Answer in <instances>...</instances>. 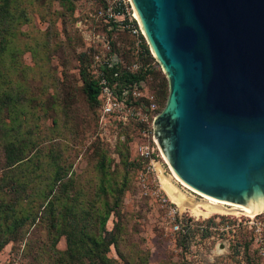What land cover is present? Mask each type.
<instances>
[{
    "label": "rangeland",
    "instance_id": "obj_1",
    "mask_svg": "<svg viewBox=\"0 0 264 264\" xmlns=\"http://www.w3.org/2000/svg\"><path fill=\"white\" fill-rule=\"evenodd\" d=\"M120 4L124 5L122 13ZM24 6L29 19L17 26L5 64L24 97V112L15 121L6 109L3 114L7 126H21L20 136L25 140L22 171H17L13 181H26L29 189L49 183L57 188L53 180L63 176L67 193L73 196L66 204L74 206V218L64 222L65 229L79 233L83 227L88 235L104 237L101 249H106L112 264H259L252 246L247 245L246 229L233 236L205 235L198 224L217 214L197 217L169 199L164 182L200 206L206 205L203 193L174 174L154 137L153 120L166 103L168 79L151 50L145 52L143 33L139 36L131 30V18H136L129 0H25ZM97 54H116L122 65L150 71L142 80L143 92L153 96L158 109L149 111L144 99L149 123L130 119L126 124L112 121L101 127L99 110L87 99L81 76L84 68L96 77L93 55ZM9 131L6 138L13 130ZM3 141L0 134V176L5 165ZM139 145L149 147L148 157L138 155ZM100 186L112 191L99 195ZM118 188L123 189L121 194ZM160 197L168 199L166 206ZM105 200L111 210L105 228L97 213L87 221L75 217V210L88 201L103 211ZM35 203H23L21 214H35ZM169 208L176 217L182 216V229H173ZM51 220H28L25 237L9 241L0 250V264H57L60 255L50 250L56 235ZM110 237L113 242L105 248ZM55 249H68L65 234L58 236ZM71 262L91 263L85 258Z\"/></svg>",
    "mask_w": 264,
    "mask_h": 264
},
{
    "label": "water",
    "instance_id": "obj_2",
    "mask_svg": "<svg viewBox=\"0 0 264 264\" xmlns=\"http://www.w3.org/2000/svg\"><path fill=\"white\" fill-rule=\"evenodd\" d=\"M129 2L168 79L153 130L172 171L205 195L264 208V0Z\"/></svg>",
    "mask_w": 264,
    "mask_h": 264
},
{
    "label": "trees",
    "instance_id": "obj_3",
    "mask_svg": "<svg viewBox=\"0 0 264 264\" xmlns=\"http://www.w3.org/2000/svg\"><path fill=\"white\" fill-rule=\"evenodd\" d=\"M24 2L25 0H0V134L4 136L3 152L5 162L2 167L3 173L0 176V250L9 241L25 237L27 230L24 232L23 229L26 227L28 220L35 222L37 219L47 220L51 217L50 227L56 232V235L52 237L50 250L53 254L60 255L56 260L57 264H72L71 260L74 258L88 259L91 261L90 264H112V260L106 255V249H101L105 241L104 237L99 236L97 238L94 235H88L83 227H81L79 233H68L67 229H65L64 222L73 216L72 210L74 206L66 204V201L71 200L73 196L67 193L65 181L62 180L63 176L57 175L53 180L58 182L57 188L52 183H49L43 187L29 189L26 186V181L21 183L17 180L13 181L17 171H22L21 163L25 158V140L20 136L21 126L19 124L7 126L3 114L6 109L8 116H11L12 121H15L18 113L22 114L24 112V97L21 90L17 88L18 84L13 79L12 73L7 70L5 64L6 55L10 51L17 26L29 19ZM121 5L118 11L122 13L124 12V5ZM124 21L126 23L129 22L127 17ZM131 22L137 27L135 19L132 18ZM138 35L140 36V33ZM143 47L145 52L149 54V45L143 43ZM120 66L114 65L106 70L109 80H114L113 73L116 71L119 72L120 76L118 79L121 84L141 81L150 72L147 69L144 72L138 71L137 73L122 72ZM81 76L83 91L87 99L98 108L100 85L97 76H90L84 68L81 69ZM8 129L13 131L10 133V137L6 138L7 133L11 132ZM33 176L38 178L42 175L41 173H34ZM99 191V195H107L112 189L100 186ZM122 192V188L117 189L118 194ZM7 197L10 198L7 199ZM32 202H36L34 204L37 207L35 214L30 211L26 214H21L23 203L31 204ZM114 204L118 205V199L114 201ZM103 206V211L98 212V208H95V205L88 201L78 211L75 210L76 214L74 213V215L80 220L87 221L92 213H97L101 228H105V223L111 210L108 209L109 205L106 200ZM202 233L206 235L209 231ZM63 234L67 238L68 249L61 252L55 249V244L58 236ZM112 242L113 239L111 237L108 238L107 242H105V248H108ZM247 245L251 246L249 240ZM253 253L255 254L254 251Z\"/></svg>",
    "mask_w": 264,
    "mask_h": 264
},
{
    "label": "built area",
    "instance_id": "obj_4",
    "mask_svg": "<svg viewBox=\"0 0 264 264\" xmlns=\"http://www.w3.org/2000/svg\"><path fill=\"white\" fill-rule=\"evenodd\" d=\"M131 30L137 35L140 32L142 33L138 25L137 27L132 26ZM94 63L96 66V76L100 85L98 110L101 127H105L112 121L126 124L130 119L149 123V113L144 110V99L149 102L146 106L149 111H154L158 107L153 101V96H149L143 92V89H145L143 81L121 84L118 79L120 76L118 71L113 73L114 80H109L106 75V70L112 68L114 65H121L122 72L137 73L140 71L138 65L131 67L124 66L116 54L110 56L97 54L94 56ZM137 153L140 157H148L150 153L149 147L139 145ZM159 200L163 206H166L168 199L160 197ZM175 214L174 209H168V215L173 218V229L180 230L182 229L183 218L181 215L176 217ZM215 214L217 215H210L200 221L198 224L200 231H209L219 236H233L240 229H246L249 233V241L255 255L259 259L260 264H264V211L256 213L253 216L234 215L231 213Z\"/></svg>",
    "mask_w": 264,
    "mask_h": 264
},
{
    "label": "bare ground",
    "instance_id": "obj_5",
    "mask_svg": "<svg viewBox=\"0 0 264 264\" xmlns=\"http://www.w3.org/2000/svg\"><path fill=\"white\" fill-rule=\"evenodd\" d=\"M134 15L136 19H138L139 21L136 11H134ZM164 186L169 196V199L173 203H175L182 210H189L192 215L197 217L200 216L206 217L212 213L224 212V211H232L234 215L243 214L247 216H253L254 214L259 213L264 209L261 208L258 210H254L246 204H236L225 200H220L205 194L203 196L205 198L206 205L200 206L199 203L194 201L192 198H189V196H187L186 194L180 192L179 189L173 186H169V184L166 182H164Z\"/></svg>",
    "mask_w": 264,
    "mask_h": 264
}]
</instances>
